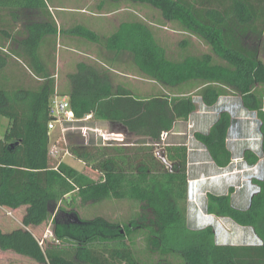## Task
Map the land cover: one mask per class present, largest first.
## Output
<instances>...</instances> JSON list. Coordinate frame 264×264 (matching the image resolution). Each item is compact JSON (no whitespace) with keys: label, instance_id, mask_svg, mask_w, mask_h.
<instances>
[{"label":"trees","instance_id":"trees-1","mask_svg":"<svg viewBox=\"0 0 264 264\" xmlns=\"http://www.w3.org/2000/svg\"><path fill=\"white\" fill-rule=\"evenodd\" d=\"M48 1L0 0V8L13 7L19 16L31 14L24 31L7 25L0 35L1 43L11 39L17 44L16 48L9 45L8 51L19 65H6L5 56L12 55L0 50V116L8 120L0 136V206L28 205L25 224L51 221L54 240L45 244L41 264H264V159L262 177L253 179L258 192L247 208L233 206L231 187L223 194L209 192L206 201L208 213L252 228L259 242L219 244L212 225H188L186 145L155 150L176 121L187 120L196 111L194 96L212 107L233 92L258 115L264 156V62L259 56L264 44V0L225 2L220 11L193 10L180 0H136L158 9L166 20H179L211 48L178 59L168 56L144 22H123L103 38L83 26L62 30L48 10ZM203 12L209 14V21L199 18ZM219 16L226 18L221 30L213 26H218ZM62 31L100 43L107 53L103 64L77 62L67 74L68 90H57L68 96L74 116L80 119L91 113L96 121L148 140L140 145L69 141L73 157L101 173L98 180L66 162L54 168L48 157L49 100L57 89L56 49ZM245 37L252 42L243 41ZM127 63L159 90L137 96L116 84L110 68ZM11 68L23 77H14ZM232 122L230 112L220 110L207 132L193 134L219 168L232 161L227 145ZM243 156L250 165L260 159L250 150ZM77 199L83 204L129 201L135 209L122 221L102 215L85 219L74 209ZM55 211L75 220L58 222ZM139 238L144 242L141 249L132 245ZM0 246L32 259L39 257L34 239L22 230L0 234Z\"/></svg>","mask_w":264,"mask_h":264},{"label":"rangeland","instance_id":"rangeland-1","mask_svg":"<svg viewBox=\"0 0 264 264\" xmlns=\"http://www.w3.org/2000/svg\"><path fill=\"white\" fill-rule=\"evenodd\" d=\"M74 1L75 0H58L57 2V0H51V3L80 5L84 2V4L88 5L90 2L87 0V4V1L78 0V4H74ZM55 12L57 13L58 11L56 10ZM194 36L176 35L168 28L164 30L163 33L156 36V38H158V40L164 45L168 56L174 59L181 58L186 53L200 54L203 52H211L209 48L203 49V46L201 45V42L204 41L203 39L197 35L195 37ZM181 38H183V42H187L189 40V48L191 47L193 50L178 49L177 44ZM196 47L199 48L196 49ZM95 53H97V51ZM66 54L78 57V50L76 51L72 48H66L58 40L57 62L60 56L63 57ZM259 56L264 62V44H262L260 48ZM66 67H68L67 64L60 62L59 68L61 74L64 75ZM112 69H118L117 71L125 74L122 76L111 71L114 79L124 78L129 80L130 78L132 84L135 85L142 84L144 82L147 86L146 93L156 92L159 90V86L156 83L141 76L139 72L128 63L112 65ZM10 70L14 74V77H23L17 68H11ZM10 70L7 71L8 74ZM139 78L146 79V81L139 80ZM194 100L197 104L196 111L193 112L187 120L176 121L171 132L162 136L161 143L157 145L158 148L155 150L169 144H185L187 147L188 186L190 182L193 187H195L197 183L199 185L197 189L200 190V192L195 193V197L187 203V222L190 227L193 228L198 225V227H202L207 224H211L216 230V241L219 244H256L259 242V239L255 236L252 228L240 226L226 217H215L214 215H206L205 213H207L206 191L208 188L212 193L217 194L226 193L230 187L233 188L231 202L233 206L239 209L247 208L251 193L258 189V186L253 183V179H259L262 177V160L264 159L261 152V134L259 131L260 120L258 119V115L255 111L246 109L240 96L233 92H230L228 95L221 96L212 107L205 106L198 96H194ZM220 110H227L230 112L233 119L227 138V145L232 151V161L223 170L216 169L205 148L197 142L193 136L195 131L207 132L211 124L215 121ZM6 123L7 118L0 116V136L3 135L6 129ZM88 124L93 127H99L104 131H122L121 128L112 126L110 123L102 124L100 122L90 121ZM53 135H55V133ZM87 135L88 136L85 137L86 139H94L92 132ZM68 137L67 142L70 141L72 143H79L80 141H84V137L80 134L79 130L69 134ZM124 143L140 145L148 143V140L144 137H136L125 134ZM111 145L120 144L113 143ZM245 150H250L256 153L260 157L259 161L254 165L247 163L243 156ZM64 160L71 167L94 180H98L101 177L99 172L72 156H66ZM192 178H195V180ZM133 205L134 204L131 205L129 201H119L114 199L105 200L100 203L88 202L83 204L79 199H77L74 209L80 217L85 219L92 218L96 215H102L111 220L122 221L135 209L133 208ZM25 213L26 212L23 211L0 208V234L12 235L17 230L27 232L35 241L39 257L32 259L14 251L12 248L3 249L0 246V264H41V260L44 257L43 249L45 244L54 240L51 221L44 220L38 224H25L23 221ZM53 214L55 220L58 222L75 220L73 215H69L67 217L64 213L56 211ZM132 245L141 249L144 247V242L142 238H139Z\"/></svg>","mask_w":264,"mask_h":264},{"label":"crops","instance_id":"crops-1","mask_svg":"<svg viewBox=\"0 0 264 264\" xmlns=\"http://www.w3.org/2000/svg\"><path fill=\"white\" fill-rule=\"evenodd\" d=\"M87 1V0H83ZM86 2L88 5L84 4L82 2L80 5L78 4V0L74 1V4L78 5H64L62 3L53 4L51 3V0L48 1V10L52 13L54 16L58 27L60 29L65 30L72 28L74 26H83L91 31H93L96 35L103 38L106 36L111 35L112 33L116 32L118 27L123 22H134V21H140L148 24L154 35L158 36L161 33H163L164 30L170 29V31L176 35H186V36H196L195 33H192L190 30L186 29L184 25L176 19L172 20H166L163 18L161 12L154 8L153 6L142 2V1H136V0H89ZM233 0H180L179 2L185 6V7H191L193 10H200V11H206L207 9H213L220 11L221 8L224 9L225 2L232 3ZM250 4L253 3V0H249ZM58 2V0H57ZM58 11L57 13L55 11ZM29 15V17H28ZM209 14L203 12L199 15V18H201L203 21H209ZM28 18H31L30 12L22 14L21 16L18 15L17 11H13V7L10 6H3L0 8V35L1 31L4 29V26L12 25L13 31L19 30L24 31V27ZM196 19L198 17H195ZM225 17H218V26L213 25L214 28L223 29L221 24L223 25ZM222 21V23H221ZM14 22V23H13ZM215 22V20H214ZM205 24H209L204 22ZM21 27V28H20ZM242 35L246 36H252L253 34L251 32H243ZM194 36V37H195ZM158 39V38H157ZM181 40L178 41L177 48L180 50L184 49H190L193 50V48H189L190 41L183 42ZM189 39V38H187ZM252 38L245 37L243 41L247 42L250 41ZM58 40L61 44H63L66 48H72L76 51L78 50V57H73L71 55L66 54L63 57H59V60L57 62V49H56V68L58 65V70L56 72V88L60 92H66L69 88L68 81H67V74L72 72L74 70L75 64L79 61H87V62H98L102 63V58H107L106 50H104V47L97 42H92L90 40L85 39L84 37H80L77 35H71L63 33V31L58 34ZM12 40L8 39L6 43H1L0 41V50L9 53L8 46L12 45L13 48L17 47L16 43H11ZM201 45L203 46V49L211 50L210 46L205 42H201ZM58 46V44H57ZM199 47H196V49ZM195 49V50H196ZM97 51V53H95ZM11 54V53H9ZM12 55V54H11ZM0 56H3V54H0ZM13 59H16L15 56H5L6 65L13 63L16 65L17 63L14 62ZM218 61H221L220 59ZM61 63L67 64L68 67H66V70L64 71V75L60 73L59 65ZM18 65V64H17ZM19 66V65H18ZM107 66V65H106ZM118 69H112L110 68V71H113L114 73H118L119 75H125L122 72L117 71ZM63 75V76H62ZM60 76V77H59ZM65 76V77H64ZM128 77V75H127ZM16 80V79H14ZM139 80L146 81V79L139 78ZM116 84H121L126 86L128 89L132 90V92L137 96H146V83L142 84H132L130 78L129 80L124 78H115L114 79ZM66 95V94H64ZM100 123H106L108 122L104 121H96ZM8 124V120L6 123V127ZM111 125V124H110ZM122 132V131H120ZM55 133V135L53 134ZM58 132L52 131L49 135V147L54 142V139L57 138ZM124 133V132H123ZM125 134V133H124ZM66 157L63 158L62 162H65ZM67 163V162H66ZM263 163V160H262ZM50 164L53 165V160L50 159ZM214 164V163H213ZM216 169L223 170L224 168H219L215 166ZM262 172H263V166H262ZM215 174V173H214ZM195 179V178H192ZM0 208H4L7 210H18L26 212L28 205H21L16 208L6 207V206H0Z\"/></svg>","mask_w":264,"mask_h":264},{"label":"built area","instance_id":"built-area-1","mask_svg":"<svg viewBox=\"0 0 264 264\" xmlns=\"http://www.w3.org/2000/svg\"><path fill=\"white\" fill-rule=\"evenodd\" d=\"M49 115L51 118L47 123L48 134L52 131H59L57 138L54 139L48 150V157L53 160L54 168H57L64 157H73L69 150V142L67 141L69 134L74 133L76 130H79L80 134L84 137V143L93 140L95 144L100 145L125 144V134L123 132L104 131L99 127H93L88 124V122L94 121L91 113L86 114L83 118H76L71 109L68 96L60 94L57 89L49 100ZM90 132L93 133L94 139L85 138Z\"/></svg>","mask_w":264,"mask_h":264},{"label":"clouds","instance_id":"clouds-1","mask_svg":"<svg viewBox=\"0 0 264 264\" xmlns=\"http://www.w3.org/2000/svg\"><path fill=\"white\" fill-rule=\"evenodd\" d=\"M195 180V179H194ZM199 187V185L196 183V185H195V187H193V186H191V182H190V184H189V186H188V184H187V203L191 200V199H193L194 197H195V193H199L200 192V190L199 189H197ZM194 189H196V190H194ZM209 192H211L210 190H209V188H208V190L206 191V198H207V195H208V193ZM206 215H212V214H210V213H205ZM199 216V215H198ZM199 217H201V216H199ZM216 217V216H215ZM210 220V219H209ZM196 225V224H195ZM208 225V224H207ZM209 225H211V224H209ZM199 226V225H198ZM198 226H194V227H196V228H199ZM203 227V226H202Z\"/></svg>","mask_w":264,"mask_h":264},{"label":"water","instance_id":"water-1","mask_svg":"<svg viewBox=\"0 0 264 264\" xmlns=\"http://www.w3.org/2000/svg\"><path fill=\"white\" fill-rule=\"evenodd\" d=\"M163 158V160H165V158L164 157H162ZM256 192H258V189L256 190V191H253L252 193H251V195H250V198H249V201L251 200V197H252V195H254ZM255 234V233H254ZM255 236L257 237V235L255 234ZM258 238V237H257ZM225 244V243H224Z\"/></svg>","mask_w":264,"mask_h":264}]
</instances>
